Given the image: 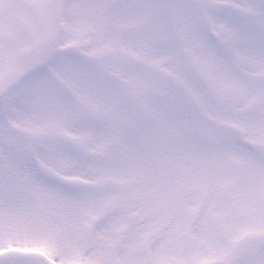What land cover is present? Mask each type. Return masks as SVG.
I'll return each mask as SVG.
<instances>
[{
	"label": "snow or ice",
	"instance_id": "obj_1",
	"mask_svg": "<svg viewBox=\"0 0 264 264\" xmlns=\"http://www.w3.org/2000/svg\"><path fill=\"white\" fill-rule=\"evenodd\" d=\"M0 264H264V0H0Z\"/></svg>",
	"mask_w": 264,
	"mask_h": 264
}]
</instances>
